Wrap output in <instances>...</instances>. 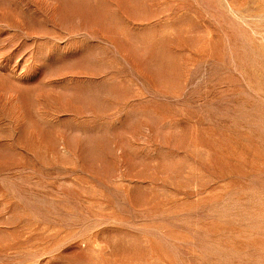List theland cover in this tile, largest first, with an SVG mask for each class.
<instances>
[{
    "label": "rangeland",
    "instance_id": "374dc122",
    "mask_svg": "<svg viewBox=\"0 0 264 264\" xmlns=\"http://www.w3.org/2000/svg\"><path fill=\"white\" fill-rule=\"evenodd\" d=\"M0 264H264V0H0Z\"/></svg>",
    "mask_w": 264,
    "mask_h": 264
}]
</instances>
